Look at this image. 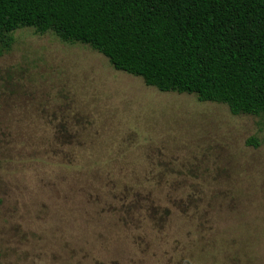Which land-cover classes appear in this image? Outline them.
I'll return each instance as SVG.
<instances>
[{"label": "rangeland", "instance_id": "obj_1", "mask_svg": "<svg viewBox=\"0 0 264 264\" xmlns=\"http://www.w3.org/2000/svg\"><path fill=\"white\" fill-rule=\"evenodd\" d=\"M14 38L0 264H264L262 117L160 93L53 34Z\"/></svg>", "mask_w": 264, "mask_h": 264}, {"label": "trees", "instance_id": "obj_2", "mask_svg": "<svg viewBox=\"0 0 264 264\" xmlns=\"http://www.w3.org/2000/svg\"><path fill=\"white\" fill-rule=\"evenodd\" d=\"M23 29L87 46L160 93L264 119V0H0V56Z\"/></svg>", "mask_w": 264, "mask_h": 264}]
</instances>
